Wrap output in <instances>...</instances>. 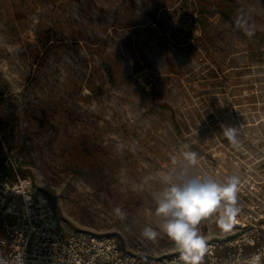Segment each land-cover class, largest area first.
<instances>
[{
    "label": "rangeland",
    "instance_id": "374dc122",
    "mask_svg": "<svg viewBox=\"0 0 264 264\" xmlns=\"http://www.w3.org/2000/svg\"><path fill=\"white\" fill-rule=\"evenodd\" d=\"M188 150L202 176L262 181L264 0H0V188L31 181L66 231L164 260L175 244L141 233Z\"/></svg>",
    "mask_w": 264,
    "mask_h": 264
},
{
    "label": "built area",
    "instance_id": "2783aa9c",
    "mask_svg": "<svg viewBox=\"0 0 264 264\" xmlns=\"http://www.w3.org/2000/svg\"><path fill=\"white\" fill-rule=\"evenodd\" d=\"M260 172L264 175V169ZM27 182L22 193L10 188L14 183L8 177L1 183L0 264H182L179 251L150 260L126 250L116 237L66 231L48 200L36 197ZM237 199L236 225L227 223L225 234L206 240L201 264H249L257 254L264 264V177L239 187Z\"/></svg>",
    "mask_w": 264,
    "mask_h": 264
},
{
    "label": "clouds",
    "instance_id": "9594fccd",
    "mask_svg": "<svg viewBox=\"0 0 264 264\" xmlns=\"http://www.w3.org/2000/svg\"><path fill=\"white\" fill-rule=\"evenodd\" d=\"M221 129L230 142L236 143V127L221 125ZM183 147L189 148L188 145ZM182 156L184 163L164 175L165 187L155 197L156 215L162 220L157 226L159 231L146 226L141 235L155 240L164 233L178 249V260L182 264H201L206 240L198 225L218 213L220 225L226 227L228 219L239 214L237 191L240 181L237 176L227 177L223 182L202 176L194 170L198 164V154L188 150ZM114 211L119 219H125L126 213L119 207ZM249 264H261V256L250 257Z\"/></svg>",
    "mask_w": 264,
    "mask_h": 264
},
{
    "label": "bare ground",
    "instance_id": "6f19581e",
    "mask_svg": "<svg viewBox=\"0 0 264 264\" xmlns=\"http://www.w3.org/2000/svg\"><path fill=\"white\" fill-rule=\"evenodd\" d=\"M27 184H28L27 180H22L21 183H14V185L10 186V188H14L15 190L18 189L22 193L25 190V187H26ZM227 223H229L230 225H233V224L236 225L235 224L236 223V219L230 217L228 219V222Z\"/></svg>",
    "mask_w": 264,
    "mask_h": 264
}]
</instances>
